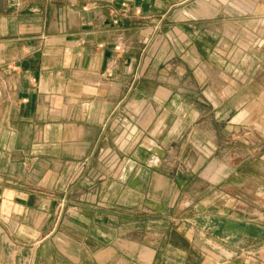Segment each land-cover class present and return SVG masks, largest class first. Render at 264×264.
Here are the masks:
<instances>
[{"label":"crops","instance_id":"1","mask_svg":"<svg viewBox=\"0 0 264 264\" xmlns=\"http://www.w3.org/2000/svg\"><path fill=\"white\" fill-rule=\"evenodd\" d=\"M0 264H264V0H0Z\"/></svg>","mask_w":264,"mask_h":264},{"label":"built area","instance_id":"2","mask_svg":"<svg viewBox=\"0 0 264 264\" xmlns=\"http://www.w3.org/2000/svg\"><path fill=\"white\" fill-rule=\"evenodd\" d=\"M116 49H117V50H119V49H120V44H118V45L116 46Z\"/></svg>","mask_w":264,"mask_h":264}]
</instances>
